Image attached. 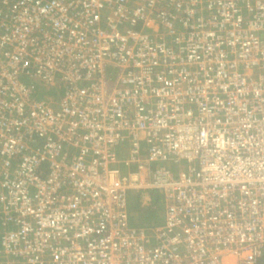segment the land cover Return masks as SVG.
I'll list each match as a JSON object with an SVG mask.
<instances>
[{
    "label": "built area",
    "instance_id": "2783aa9c",
    "mask_svg": "<svg viewBox=\"0 0 264 264\" xmlns=\"http://www.w3.org/2000/svg\"><path fill=\"white\" fill-rule=\"evenodd\" d=\"M263 257L264 0H0V264Z\"/></svg>",
    "mask_w": 264,
    "mask_h": 264
},
{
    "label": "trees",
    "instance_id": "16d2710c",
    "mask_svg": "<svg viewBox=\"0 0 264 264\" xmlns=\"http://www.w3.org/2000/svg\"><path fill=\"white\" fill-rule=\"evenodd\" d=\"M129 205L130 210L133 211V214L131 216V222L132 224H144L146 226L149 225L150 222L154 224V222L157 221V218L152 216V213H154V209L156 208V203L160 202L158 197H153L152 202L148 204H142L138 199L137 195H133L129 198ZM134 217H138L141 219V222L134 223L132 219ZM264 260V257L262 258V261Z\"/></svg>",
    "mask_w": 264,
    "mask_h": 264
},
{
    "label": "crops",
    "instance_id": "0c3cea01",
    "mask_svg": "<svg viewBox=\"0 0 264 264\" xmlns=\"http://www.w3.org/2000/svg\"><path fill=\"white\" fill-rule=\"evenodd\" d=\"M129 214H130V222H131V216H132V214H133V211L132 210H130V205H129ZM162 210H163V208H162ZM162 216H163V211H159L158 213H157V215H156V218H157V221L156 222H154V224H158V223H161V221H162ZM133 220V222L134 223H137V222H141V219H139L138 217H134V219H132ZM139 224V223H138ZM151 225H153L152 224V222H150L149 223V225L148 226H151Z\"/></svg>",
    "mask_w": 264,
    "mask_h": 264
},
{
    "label": "rangeland",
    "instance_id": "374dc122",
    "mask_svg": "<svg viewBox=\"0 0 264 264\" xmlns=\"http://www.w3.org/2000/svg\"><path fill=\"white\" fill-rule=\"evenodd\" d=\"M162 208H163V205H162L161 201L160 202H157L156 203V208L154 209V213H152V216L156 217L157 213L159 211H162Z\"/></svg>",
    "mask_w": 264,
    "mask_h": 264
}]
</instances>
